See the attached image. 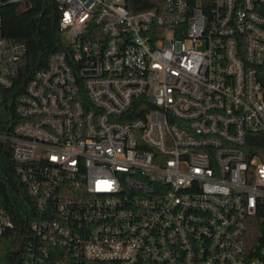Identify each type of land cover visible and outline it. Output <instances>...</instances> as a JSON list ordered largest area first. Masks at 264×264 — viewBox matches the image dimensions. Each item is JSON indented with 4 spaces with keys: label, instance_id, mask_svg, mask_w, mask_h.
I'll return each mask as SVG.
<instances>
[{
    "label": "built area",
    "instance_id": "obj_1",
    "mask_svg": "<svg viewBox=\"0 0 264 264\" xmlns=\"http://www.w3.org/2000/svg\"><path fill=\"white\" fill-rule=\"evenodd\" d=\"M54 1L68 47L21 89L0 18L30 210L0 205V264H264V0Z\"/></svg>",
    "mask_w": 264,
    "mask_h": 264
},
{
    "label": "trees",
    "instance_id": "obj_2",
    "mask_svg": "<svg viewBox=\"0 0 264 264\" xmlns=\"http://www.w3.org/2000/svg\"><path fill=\"white\" fill-rule=\"evenodd\" d=\"M161 0H125L130 10L160 5ZM59 9L54 0H1L0 18L3 34L23 42L26 50L20 59L19 88L35 70L45 67L50 54L64 51L68 45L59 30ZM264 159V156H263ZM14 163L8 151L0 147V205L13 216L16 230L27 229L30 210L25 191L15 178ZM7 264H19L9 255Z\"/></svg>",
    "mask_w": 264,
    "mask_h": 264
},
{
    "label": "rangeland",
    "instance_id": "obj_3",
    "mask_svg": "<svg viewBox=\"0 0 264 264\" xmlns=\"http://www.w3.org/2000/svg\"><path fill=\"white\" fill-rule=\"evenodd\" d=\"M63 38H64L65 40H68V39H69V37H68L66 34H63Z\"/></svg>",
    "mask_w": 264,
    "mask_h": 264
}]
</instances>
